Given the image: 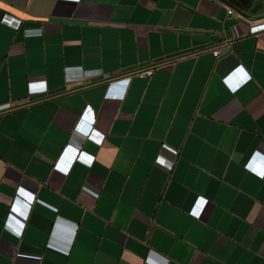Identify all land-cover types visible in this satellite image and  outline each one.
<instances>
[{
    "label": "crops",
    "instance_id": "0c3cea01",
    "mask_svg": "<svg viewBox=\"0 0 264 264\" xmlns=\"http://www.w3.org/2000/svg\"><path fill=\"white\" fill-rule=\"evenodd\" d=\"M0 264H264V0H0Z\"/></svg>",
    "mask_w": 264,
    "mask_h": 264
},
{
    "label": "built area",
    "instance_id": "2783aa9c",
    "mask_svg": "<svg viewBox=\"0 0 264 264\" xmlns=\"http://www.w3.org/2000/svg\"><path fill=\"white\" fill-rule=\"evenodd\" d=\"M229 12L233 13V10H229ZM154 71H155V69L151 67V68H148V69L141 70L139 72V75H141L142 77H149V76H152L154 74ZM28 91H29L30 94L45 93L47 91V85H46V83H43V82H41V83L32 82L29 85ZM78 159L86 161L87 163H92L93 162V158H91L89 155H86L84 152H81L80 155H78ZM248 167L251 170L260 173V171H258L256 169V167L252 166L251 164H248ZM25 192L26 191L22 187H19L18 190H17L18 194L25 195V197H27L33 203V201L35 199V194L34 193H30V192L29 193H25ZM200 201L202 202V207L198 211H194L193 210L194 214L200 215L203 207L205 206V204L207 202V199L201 198Z\"/></svg>",
    "mask_w": 264,
    "mask_h": 264
},
{
    "label": "snow or ice",
    "instance_id": "6c2138e0",
    "mask_svg": "<svg viewBox=\"0 0 264 264\" xmlns=\"http://www.w3.org/2000/svg\"><path fill=\"white\" fill-rule=\"evenodd\" d=\"M247 78V74H245V79ZM161 163H163V161H161Z\"/></svg>",
    "mask_w": 264,
    "mask_h": 264
}]
</instances>
